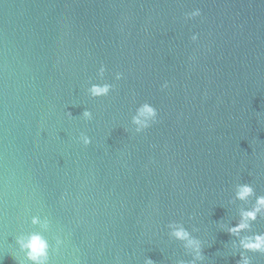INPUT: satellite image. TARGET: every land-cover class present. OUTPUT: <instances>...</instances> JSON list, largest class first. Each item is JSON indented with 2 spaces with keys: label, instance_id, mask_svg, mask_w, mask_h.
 Wrapping results in <instances>:
<instances>
[{
  "label": "water",
  "instance_id": "95a60500",
  "mask_svg": "<svg viewBox=\"0 0 264 264\" xmlns=\"http://www.w3.org/2000/svg\"><path fill=\"white\" fill-rule=\"evenodd\" d=\"M101 82L116 87L91 97ZM144 102L158 120L136 133ZM257 196L264 0H0V264H31L18 240L33 232L52 245L49 264H192L172 223L201 241L195 264H238L264 215L228 229Z\"/></svg>",
  "mask_w": 264,
  "mask_h": 264
},
{
  "label": "clouds",
  "instance_id": "9594fccd",
  "mask_svg": "<svg viewBox=\"0 0 264 264\" xmlns=\"http://www.w3.org/2000/svg\"><path fill=\"white\" fill-rule=\"evenodd\" d=\"M201 15L200 9H195L186 14V19H193ZM193 41L199 39L198 34H194L192 37ZM107 68L105 65H101L99 68L98 75L103 81ZM124 78L123 73H116L115 79L121 80ZM169 85L165 82L162 85V88H167ZM116 85L109 82L101 83H92L91 86L87 89L89 95L93 98H101L109 96L112 91L115 89ZM68 116L71 117L72 113L68 112ZM158 110L151 103L144 102L136 108L134 115L131 119V124L134 126V131L136 133H141L146 129L150 128L158 120ZM83 117L86 120L93 119V113L90 110H85L83 112ZM79 141L87 146L92 143V138L83 133L80 134ZM255 195V189L251 184L243 183L236 186V199L241 201H247L250 197ZM261 215H264V196H257L255 204L248 210L241 212L240 222L233 227H230L228 231L234 235L239 236L241 232L245 230H250L252 227V222L256 221ZM33 224H40V217L35 216L32 218ZM49 222L45 220V226ZM172 229L171 235L176 239L185 241L186 247L190 248L195 253V258L192 261V264H195L196 260L203 261L204 256L202 253V244L201 241L194 239L191 233L186 230L182 225H176L174 223L168 225ZM18 243L21 246V249L25 251L27 261H30L31 264H49L50 261V250L52 245L49 241L39 232H33L27 237H21L18 240ZM62 243V240H57V244ZM240 247L244 249L240 253L241 259L238 261V264H252V258L246 253H262L264 254V234H255L251 236H245L240 240ZM146 264H155V262L149 258L146 261ZM183 264V262H182Z\"/></svg>",
  "mask_w": 264,
  "mask_h": 264
}]
</instances>
